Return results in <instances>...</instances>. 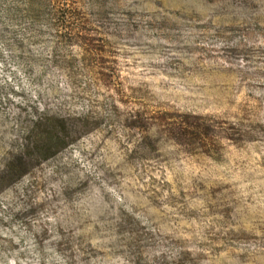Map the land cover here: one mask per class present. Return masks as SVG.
<instances>
[{
	"label": "rangeland",
	"instance_id": "1",
	"mask_svg": "<svg viewBox=\"0 0 264 264\" xmlns=\"http://www.w3.org/2000/svg\"><path fill=\"white\" fill-rule=\"evenodd\" d=\"M0 264H264V0H0Z\"/></svg>",
	"mask_w": 264,
	"mask_h": 264
},
{
	"label": "trees",
	"instance_id": "2",
	"mask_svg": "<svg viewBox=\"0 0 264 264\" xmlns=\"http://www.w3.org/2000/svg\"><path fill=\"white\" fill-rule=\"evenodd\" d=\"M50 140H53V139H52L51 137H49V141H50Z\"/></svg>",
	"mask_w": 264,
	"mask_h": 264
}]
</instances>
